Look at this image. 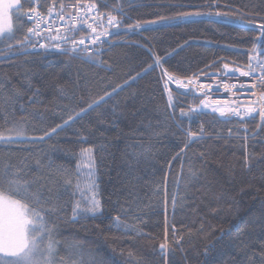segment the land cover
Segmentation results:
<instances>
[{
    "label": "trees",
    "instance_id": "obj_1",
    "mask_svg": "<svg viewBox=\"0 0 264 264\" xmlns=\"http://www.w3.org/2000/svg\"><path fill=\"white\" fill-rule=\"evenodd\" d=\"M80 2L91 3L92 0ZM115 2L109 0V5ZM120 2L124 12L131 17L125 23H131L136 19H154L157 15L177 10L170 5L199 3L201 0ZM226 2L233 8L246 11L249 18L257 23L264 16V0ZM41 3L43 8H47L52 0H41ZM101 11L106 9L101 7ZM27 27L25 21V29ZM23 35L16 32L17 39H22ZM255 36V32L245 33L206 22L179 23L160 32H145L143 36L116 37L112 41L114 46H104L106 50L102 59L106 63L102 66L83 63L80 59L69 60L67 56L58 54L13 56L0 62V78L5 79V88L0 92V106H6L11 113L13 109L5 101L14 95L13 85L23 88L22 81L30 79L34 88L41 89V102L27 107L24 112L17 107L15 116H27V133L40 135L41 125L47 128L61 122L60 116L54 113L69 103L66 96H61V88L72 97V107H82L89 95L95 97L98 93L102 94L105 85L110 90L117 84H123L147 62H151L148 46L160 56L177 49L167 58L164 66L170 70H183L182 74L191 76L193 73L199 75V70L213 61L217 63L214 68L207 69L209 72L222 69L224 62L246 69L248 55L254 54L250 49ZM185 41L188 43L179 48ZM5 50L6 45L0 44V55H7ZM109 65L111 70H107ZM158 76L159 70L130 83L108 104L97 109V112L104 113L103 117H98L96 112L89 113L73 128L41 144L0 147V167L6 161L15 164L20 158L27 157L30 173L55 176L60 166L75 169L81 147L96 146L103 215L95 219L81 218L78 223L71 224L67 222L71 216L69 205L67 215L61 214L63 218L50 217L58 225L56 264H232L233 260L238 264H264L260 255L264 252V129L257 128L258 117L243 122L249 136L247 168L244 167L245 133L242 125L235 121L227 125H213L211 116H205L202 121L206 131L213 134L212 138H205L187 150L181 172V159L172 160V157L183 147V141L167 118V98L162 94V86L156 83ZM27 95L31 92L28 91ZM200 99L197 98L195 103L198 104ZM192 102L189 96L183 106L187 108ZM114 105L117 108L116 118L110 114ZM39 113H43V120ZM200 123L194 122L193 128L198 129ZM229 129H240L239 136L234 131L229 137ZM76 130L86 132L87 144L77 142ZM154 131L161 134L154 136ZM215 133H220V136ZM145 148L149 149L146 157L140 155L136 163V154L143 153ZM37 159L41 160L42 168H37ZM130 163L135 169V180L129 175ZM189 167L198 171L191 184L187 183ZM165 177L169 193L167 213L163 203ZM157 184L161 188L159 198L152 194ZM50 187L53 188L51 194L48 191ZM37 188L45 196L54 198L60 195L63 200L68 199V194L60 185L40 181L33 186L34 190ZM173 192L177 193L178 199L174 211L170 199ZM129 204L131 211L122 214V219L139 228L143 235H137L135 231L125 234L122 228L118 230L112 225L111 218L118 214L121 205L127 207ZM165 215L168 241L171 243L180 236L183 241L180 245L172 244L167 256H162L159 245L165 238ZM228 229H231V235L219 238L221 230ZM241 241L247 245L244 252H240L238 247ZM209 245H212L211 250L205 256Z\"/></svg>",
    "mask_w": 264,
    "mask_h": 264
},
{
    "label": "snow or ice",
    "instance_id": "obj_2",
    "mask_svg": "<svg viewBox=\"0 0 264 264\" xmlns=\"http://www.w3.org/2000/svg\"><path fill=\"white\" fill-rule=\"evenodd\" d=\"M130 3L131 0H128ZM25 0H0V44L6 45L7 55H0V62L4 59H11L13 56L41 55L48 56L58 54L67 56L69 60L80 59L83 63L102 66L106 62L102 56L104 45L114 46L112 41L116 37L123 35L143 36L145 32H160L168 27L179 23L206 22L210 25L228 27L241 32H255L251 53L248 55L246 70L244 67H232L224 62L222 69L216 72H209L207 69L214 68L216 61H213L199 70V75L193 73L191 76L182 74L183 70H170L164 65L167 58L173 55L177 49L166 52L160 56L152 52L151 46L147 50L151 53L150 61L141 68L134 76H130L123 84H117L110 90L105 85L102 94L95 97L89 95L84 100V106L72 107V97L63 88L60 89L61 96H66L69 103L60 107L56 115L60 116L61 122L55 126L45 128L40 126V135H29L27 125L29 118L21 116L16 118L15 110L26 111L27 107L40 103L41 89L33 87L31 80L26 78L22 81L25 86L18 88L13 85L14 95L6 98L5 104L13 109L11 113L6 106H0V116H2V127H0V147L19 144H41L53 136L59 135L73 128L78 121H83L89 113L96 112L98 117H103V112H97L101 105L108 102L130 83H134L150 72L159 70L156 79L157 85L162 86V94L166 96L167 102L165 110L168 111V120L180 133L183 147L172 157V160L181 159V172H183V159L186 152L193 144H198L205 138H212V133L205 129L202 117L211 116V123L232 124L234 121L242 125L245 135L244 167L247 168L249 153L247 150V128L243 127V122L255 118L258 112L260 123L258 129H264V91L260 92L257 99L251 101L248 106H243L238 102L237 92L241 96L245 95L249 89L264 88V16L257 23L249 18V14L240 8H233L224 0H201L199 3H177L170 5L177 10L171 14L157 15L154 19H136L134 22L125 23L131 20L122 7L120 0H116L114 5H109V0H92L91 3H65V0H52L47 6V12H41V0H27V8L24 9ZM101 7L106 11H101ZM15 11V24L11 13ZM113 12L117 13L114 15ZM106 17V23L104 19ZM29 22L32 26L27 27L22 39L16 38V32L23 28L24 23ZM55 28V31H53ZM84 34L77 38L76 33ZM123 42V41H118ZM188 42L185 41L179 48H183ZM138 47L142 46L137 44ZM231 47V46H230ZM107 70H111L110 65ZM207 80L209 77L213 83L201 82L200 77ZM219 76L225 77V81L218 79ZM239 77H255L248 87L244 83H229L227 80H239ZM10 82V78H8ZM175 85V88L172 85ZM5 88V79L0 78V92ZM223 89L230 93L231 100H212L209 102V93ZM30 91L31 95H27ZM255 95V93H253ZM25 96L27 99L25 100ZM191 96L192 103L187 108L183 106L187 98ZM203 96L196 104L195 100ZM183 98V99H182ZM177 109L179 110L177 112ZM47 110V109H46ZM65 113L67 117H65ZM110 114L116 118L117 108L114 105ZM43 120V113H39ZM196 121H201L198 129L193 128ZM103 123V119H101ZM112 123H115L113 119ZM90 131V129H89ZM235 131L237 137L240 129H229V137ZM154 136L161 133L154 131ZM175 134V133H174ZM77 142L81 145L87 144L88 135L82 130H76ZM217 137L220 133H215ZM96 146L81 147L77 154V164L75 169L60 166L56 169L55 176H48L39 173H30V165L27 157H22L17 163L6 161L0 167V264H56L59 241L58 225L50 217L63 218L61 214L67 215L68 207L71 206V216L67 222L78 223L81 218H97L103 215L104 205L102 203L100 186L97 180V159L95 155ZM27 151L28 149H20ZM149 149L145 148L143 153H137V160L140 155L146 157ZM201 156L204 153H200ZM37 168H42L41 160L35 161ZM171 161H169V168ZM135 169L129 164V175L135 180ZM167 175V174H166ZM198 171L189 167L187 183L196 179ZM40 181H47L53 186L60 185L64 192L68 194V199L63 200L60 195L54 198L51 195L45 196L40 188L33 189V186ZM69 190H71L69 192ZM51 194L53 188L48 189ZM59 192V188H56ZM153 196L159 198L161 195L160 185L157 184L153 189ZM139 199V197H136ZM173 211L175 210L178 199L177 193L173 192L170 196ZM182 199V198H181ZM169 193L165 177V187L163 188V203L165 213ZM131 211V204L127 207L121 205L117 215L113 216L112 225L118 230L123 229L124 233L135 231L137 235H143L139 228L132 227L122 219V214L126 215ZM138 219V217H137ZM167 215H165V238L160 243L159 251L162 256H167L172 244L180 245L183 237H177L171 243L167 238ZM175 234V227L172 228ZM231 229L221 230L220 237L230 236ZM212 245L205 249V256L211 250ZM240 252H244L247 245L241 241L238 246ZM264 258V252L260 253ZM232 264H238L233 260Z\"/></svg>",
    "mask_w": 264,
    "mask_h": 264
},
{
    "label": "built area",
    "instance_id": "obj_3",
    "mask_svg": "<svg viewBox=\"0 0 264 264\" xmlns=\"http://www.w3.org/2000/svg\"><path fill=\"white\" fill-rule=\"evenodd\" d=\"M65 3H76V2H74V1H66ZM80 3L83 4L84 2H80ZM41 5H42V3H41ZM39 10L41 12H44V13L47 12V8L40 7ZM104 22L106 23V17L104 19ZM26 23L28 24V27L32 26L31 23H29V22H26ZM53 31H55V28H53ZM83 34H84L83 32H77L76 36H77V38H79ZM218 79H220L221 81H225L226 78L223 77V76H219ZM254 79H255V77H239L238 81H236V80H227V82H229V83H234V82L244 83L245 86L248 87L249 85H251V83L253 82ZM200 80H201V82L213 83V81L211 80L210 77L207 80H205V78L201 76ZM172 87L175 88V85L173 84ZM233 91L237 92V97H239L238 102L246 107V106H248L251 103L252 100L257 99L259 97L260 92L264 91V88H259V87L256 88V89H251L250 88L249 91L243 96H241L239 91H237L235 89ZM253 93H255V95H253ZM200 97L203 99V96H200ZM226 99L227 100H231L232 96H231L230 93L225 92L222 88L219 91H214V92L209 93V102H211L212 100H226ZM255 116L258 117L259 123H260V118H259L258 112L255 114Z\"/></svg>",
    "mask_w": 264,
    "mask_h": 264
},
{
    "label": "crops",
    "instance_id": "obj_4",
    "mask_svg": "<svg viewBox=\"0 0 264 264\" xmlns=\"http://www.w3.org/2000/svg\"><path fill=\"white\" fill-rule=\"evenodd\" d=\"M11 15H12V17H13V21H14V23L15 24H17V25H19V21H16L15 20V11H13L12 13H11ZM26 32V29H25V23H24V26H23V28H19V30H18V33L21 35L22 33H25Z\"/></svg>",
    "mask_w": 264,
    "mask_h": 264
}]
</instances>
